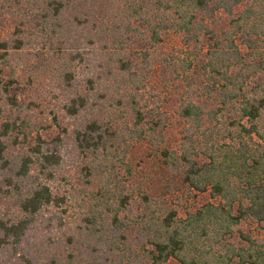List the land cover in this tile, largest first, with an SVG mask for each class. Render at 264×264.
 Here are the masks:
<instances>
[{
  "label": "trees",
  "instance_id": "obj_1",
  "mask_svg": "<svg viewBox=\"0 0 264 264\" xmlns=\"http://www.w3.org/2000/svg\"><path fill=\"white\" fill-rule=\"evenodd\" d=\"M35 72L59 131L26 150ZM0 117V264H264V0H0ZM166 134L161 162L219 202L179 217L130 186L133 143ZM68 164L97 187L76 213Z\"/></svg>",
  "mask_w": 264,
  "mask_h": 264
},
{
  "label": "rangeland",
  "instance_id": "obj_2",
  "mask_svg": "<svg viewBox=\"0 0 264 264\" xmlns=\"http://www.w3.org/2000/svg\"><path fill=\"white\" fill-rule=\"evenodd\" d=\"M46 59L47 58L34 59L33 62H45ZM51 73L52 72L39 76L35 72L34 78L36 77L37 79L32 85L28 81L26 75L22 74L21 80L24 84L21 87L22 89L19 88L20 90L18 91H12V95H14L19 102H23L25 106L30 104L35 108L33 110H23V118L30 120L31 123L29 127L31 131V136L29 138L30 142L24 145L25 147L27 146L26 150L29 146L32 147L39 137L47 140L56 135L59 131L58 125L53 120V116L54 112L57 113L59 110L60 103H58L57 98H54L50 92L49 80ZM35 103H37L36 107L34 106ZM1 120L2 118L0 117V121ZM65 121H67V119H65ZM170 122L171 124H175L174 120ZM181 122L179 124L182 125ZM165 140L166 142L156 145L149 140H136L133 143V147L129 149L126 159L133 169V177H131V182L133 184H130V186L142 188L154 197L158 195L164 196L166 200H168V204L178 210L179 217H185L187 212L200 208L203 204L207 203V201L219 202L218 199H213L210 191L198 192L190 189L188 185L183 182H177L175 175L161 162V149L171 144L168 134H166ZM14 153H17V149L10 150V155ZM60 173L63 174L66 180L59 176L58 178L61 179L57 180V185L60 186L61 190L68 188L67 190H71L76 196L74 200H69L72 211L76 213V211L79 210L80 197L88 198V195L91 196L92 192H94V189L97 187H88L85 183L86 179L83 178V173L80 174L72 164L64 165ZM120 174L127 179L129 178L126 168L121 170ZM81 179H83V182L79 183ZM70 183L73 184L74 187H71ZM128 184L129 183L119 184V189L125 188ZM53 186L55 187L56 185L53 184ZM86 201H81V203L88 204L90 200L87 199ZM134 213L137 214V210H134ZM251 226H253V231L258 229L256 227L257 225L253 224L251 221L243 222V224L240 225L245 231L251 229ZM255 235H259V232L255 231ZM127 252L128 251H126V253Z\"/></svg>",
  "mask_w": 264,
  "mask_h": 264
}]
</instances>
